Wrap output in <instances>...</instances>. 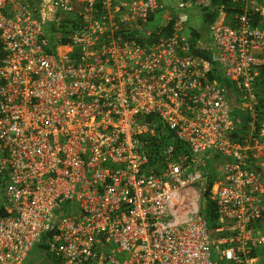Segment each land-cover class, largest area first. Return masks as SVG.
I'll return each mask as SVG.
<instances>
[{"label": "built area", "instance_id": "built-area-1", "mask_svg": "<svg viewBox=\"0 0 264 264\" xmlns=\"http://www.w3.org/2000/svg\"><path fill=\"white\" fill-rule=\"evenodd\" d=\"M211 2L0 0V264H264V0Z\"/></svg>", "mask_w": 264, "mask_h": 264}, {"label": "trees", "instance_id": "trees-1", "mask_svg": "<svg viewBox=\"0 0 264 264\" xmlns=\"http://www.w3.org/2000/svg\"><path fill=\"white\" fill-rule=\"evenodd\" d=\"M230 0H212L211 2V6L210 8L208 7H203L201 9V14H202V18H203V25H202V29H194L192 30V34L197 37L200 38L201 36V31H208V28L210 26V24L212 22H214L216 20V18L218 17V7L225 3L228 4ZM76 25V21L74 19H72L70 16H63L61 18V21L59 23V25L55 26L52 25L49 29V34H51V41H52V45L56 44V35L59 34L60 36V42L61 43H66L68 41V36L70 33H72L74 27ZM174 145L178 148V146H180L179 142H175ZM0 194L3 196L4 194V179L2 177H0ZM205 209H206V216L209 217L210 220V224L213 225L214 224V205L208 201L207 199V193L205 194ZM5 214L4 209L1 206L0 209V215ZM50 234L45 236V238H49ZM46 249L48 248V245L46 244H41V246L38 247V249Z\"/></svg>", "mask_w": 264, "mask_h": 264}, {"label": "rangeland", "instance_id": "rangeland-1", "mask_svg": "<svg viewBox=\"0 0 264 264\" xmlns=\"http://www.w3.org/2000/svg\"><path fill=\"white\" fill-rule=\"evenodd\" d=\"M187 14L191 18V20H190V24L191 25H195V26L201 25V27H202L203 21H202V16H201V13H200V10H199L198 7H192L190 9H188L187 10ZM52 25H53L52 22H48L46 24V32H47V34H49V28ZM191 199H193V200L190 201L188 206L186 207L187 215L191 214L197 208H199V201L196 204V197H193ZM3 200H4V194H3V196L0 194V209H1V206H2V203H3ZM202 204H203V200H202ZM205 206H206V203L204 201V205L202 206L204 216H206V214H205L206 213ZM213 259L215 261H217V259H218L215 253L213 254ZM219 263L220 264H228L227 262H219ZM24 264H51V260H50V257L48 255L44 254V252L42 250L35 249L32 252V254L30 255V257L24 262Z\"/></svg>", "mask_w": 264, "mask_h": 264}, {"label": "crops", "instance_id": "crops-1", "mask_svg": "<svg viewBox=\"0 0 264 264\" xmlns=\"http://www.w3.org/2000/svg\"><path fill=\"white\" fill-rule=\"evenodd\" d=\"M199 10H200V9H199ZM200 13H201V10H200ZM201 16H202V14H201ZM61 18H62V17H61ZM53 21H54V22H53ZM53 21L51 20V21H48V22H52L53 25H55V26L59 23V22L56 21V20H53ZM202 21H203V18H202ZM58 25H59V24H58ZM58 25H57V26H58ZM45 26H46V24H45ZM190 26H191L192 30H194V29H202V28H201V25H199V26L190 25ZM49 29H50V28H49ZM201 32H202V33H201V35H200V36H201L200 38H203V40H205V41L207 40V41H208V32H209V31H206V32L201 31ZM46 35H47V37L49 38L50 43H52V41H51V36H50L51 34H47V32H46ZM59 36H60L59 34L56 35V41H57V43L54 44V45L51 44V46H52V50H53V49H56V47H57L59 44H61V42H60V40H59V39H60Z\"/></svg>", "mask_w": 264, "mask_h": 264}]
</instances>
